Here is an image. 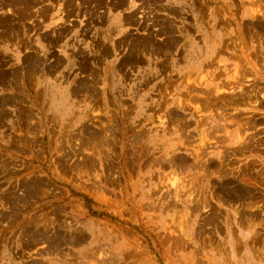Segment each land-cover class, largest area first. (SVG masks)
<instances>
[{
  "label": "rangeland",
  "instance_id": "1",
  "mask_svg": "<svg viewBox=\"0 0 264 264\" xmlns=\"http://www.w3.org/2000/svg\"><path fill=\"white\" fill-rule=\"evenodd\" d=\"M45 1L0 0V264H264V0Z\"/></svg>",
  "mask_w": 264,
  "mask_h": 264
},
{
  "label": "crops",
  "instance_id": "2",
  "mask_svg": "<svg viewBox=\"0 0 264 264\" xmlns=\"http://www.w3.org/2000/svg\"><path fill=\"white\" fill-rule=\"evenodd\" d=\"M80 1V0H79ZM96 6H93V16L95 19H99L101 22H107L106 27L103 30H107L110 27L120 26L123 20H125V15L128 13H138L143 11L145 15H157V14H168V9L172 8L173 0H97ZM48 3L58 2V0H48ZM147 13V14H146ZM157 13V14H156ZM58 16L59 13L54 14ZM198 18V17H197ZM87 25H84L82 29H87ZM90 26L89 31L92 30ZM82 31V30H81ZM88 31V32H89ZM94 33V32H93Z\"/></svg>",
  "mask_w": 264,
  "mask_h": 264
}]
</instances>
